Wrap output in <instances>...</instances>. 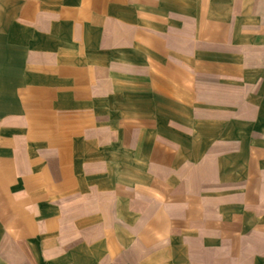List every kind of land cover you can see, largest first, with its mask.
<instances>
[{"label": "crops", "instance_id": "obj_1", "mask_svg": "<svg viewBox=\"0 0 264 264\" xmlns=\"http://www.w3.org/2000/svg\"><path fill=\"white\" fill-rule=\"evenodd\" d=\"M210 107L231 206L129 240L128 173ZM146 259L264 264V0H0V264Z\"/></svg>", "mask_w": 264, "mask_h": 264}, {"label": "rangeland", "instance_id": "obj_2", "mask_svg": "<svg viewBox=\"0 0 264 264\" xmlns=\"http://www.w3.org/2000/svg\"><path fill=\"white\" fill-rule=\"evenodd\" d=\"M247 62L242 60L241 64ZM230 91L225 94L231 95ZM177 97L183 100L181 93ZM180 102L178 113L185 115L184 103ZM207 110L212 115L207 117L210 123L201 127L202 130L201 125L184 120L182 116L181 138L173 145L171 142L170 145H162L164 153L170 155L163 154L160 171L153 172L151 158L145 157L141 161L143 166L139 165L128 173L129 187L121 191L128 193L129 217L113 222L114 226L117 224L119 229L128 231L129 240H135L133 235L138 231L141 235L136 240L147 248L157 238L161 241L166 238L171 224L176 227L187 222L195 232L203 219V222L211 224L214 221L211 218H216L218 212L231 206L225 201L228 190L226 178L230 173L222 172L224 164L233 162L226 154L230 140L227 133H217V123L211 121L216 114L214 109L210 107ZM244 162H247V157ZM149 254L146 252V258ZM146 264L151 263L146 259Z\"/></svg>", "mask_w": 264, "mask_h": 264}]
</instances>
